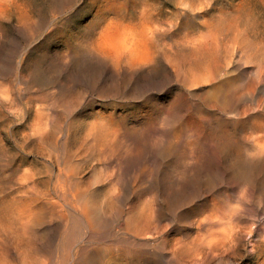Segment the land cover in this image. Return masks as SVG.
I'll return each mask as SVG.
<instances>
[{
	"label": "rangeland",
	"instance_id": "1",
	"mask_svg": "<svg viewBox=\"0 0 264 264\" xmlns=\"http://www.w3.org/2000/svg\"><path fill=\"white\" fill-rule=\"evenodd\" d=\"M110 1L0 0V179H3L0 181V196L14 186L18 176L31 168L30 172H35L39 167L37 176L43 169L45 175L51 173L53 181L54 173L45 167L49 162L48 147L39 150L34 139L26 138L34 132L36 123L45 122L47 116L48 119L55 117L51 122L56 132L62 129L64 135L70 130L80 137L86 133L87 126L100 123L103 116H112L116 121L123 116L140 120L142 116L153 118L156 114L158 123L167 122L159 124L161 129L178 135L177 164L182 177L222 178L226 180V209L244 208L242 201L251 197L255 208L264 210V183H261L264 180V0ZM145 17L147 20L150 17L153 24L149 20L147 23ZM161 43H165L164 48ZM151 48L157 52L153 53ZM93 52L104 56L101 58ZM105 56L113 63L109 64ZM141 57L151 60L144 63ZM152 60L156 61L153 63ZM193 72L198 75L191 76ZM203 72L207 74L203 75ZM198 77L202 81L206 79L203 83L207 84L204 85ZM191 78L194 81H190ZM197 82L202 83L201 86ZM145 119L135 125L148 127L152 124V120ZM92 127H88L87 133L97 132V128ZM167 143L164 144V177L170 176L173 166L172 148ZM30 147L34 151L31 152ZM80 150L82 153L83 149ZM92 151L91 156L80 160L83 169L84 164L89 163L90 167L93 163V173L114 182L110 176L116 170L115 160H108L104 169L97 162L96 152L93 151V155ZM192 155L198 159L193 160ZM86 173L85 170V177L91 174ZM130 176L135 180L136 173ZM240 179L251 182L252 187L245 189ZM236 184L237 189L228 188ZM185 185L183 189L188 187ZM240 185L245 190L239 188ZM113 187L127 202L132 200L133 191L128 193L130 190H123L117 184ZM109 188L102 187V195ZM136 189L134 197L141 194L139 187ZM258 197L259 201L256 200ZM64 213L77 218L66 207ZM257 218L259 228L256 234L264 236L261 235L264 233V217ZM118 225L116 229H122V224ZM101 229L102 224L99 231ZM97 241L104 246L107 239L100 236ZM247 241L245 247L249 250ZM252 261L243 253L239 263L250 264Z\"/></svg>",
	"mask_w": 264,
	"mask_h": 264
},
{
	"label": "bare ground",
	"instance_id": "2",
	"mask_svg": "<svg viewBox=\"0 0 264 264\" xmlns=\"http://www.w3.org/2000/svg\"><path fill=\"white\" fill-rule=\"evenodd\" d=\"M180 3L182 4V1ZM142 6L144 7V5ZM114 15H117V13ZM144 15L147 14L145 13ZM145 18L147 22L150 17H148V20L147 17ZM112 19L114 18L112 17ZM151 20L149 21L151 22ZM143 24L145 25V23ZM165 25L167 28V24ZM165 25L163 26L165 27ZM154 27H156L155 24ZM160 28L162 30L161 26ZM154 30L152 31L155 32ZM159 32L161 33L162 31ZM147 36H144L145 39H147ZM152 36H150L151 39ZM159 41L160 39L157 42ZM145 43L147 44V42ZM164 44L161 45L162 48H164ZM109 48L112 49L111 47ZM114 50L117 51L116 48ZM124 50L126 51V49ZM106 51L104 50V52ZM155 51L153 50V53ZM128 52L130 53L129 49ZM170 52L173 53V50ZM93 54H96V52H93ZM106 54L108 55L109 53ZM96 55L100 54L97 53ZM149 56L151 55L149 54ZM143 57L145 56L143 55ZM105 59L107 60L106 56ZM146 59L149 60L148 58ZM147 60H144V63ZM108 62L109 64L113 63L111 59ZM135 64L138 66L137 63ZM129 65L131 66V64ZM139 65L145 66L144 64ZM128 67L127 65L126 68ZM214 67H216V64ZM154 68L156 69V67ZM203 68L205 69V66ZM204 72L202 73L203 75L207 74ZM194 74L196 75L197 73L193 72L191 76ZM214 75L212 74V76ZM196 76L193 78L195 79ZM193 78L189 80L194 81ZM199 79L198 81H202V79ZM197 83L199 84V82ZM154 116L153 118L152 116H142L139 118L140 120L132 118L133 116L130 118L123 116V118L118 117L116 121L112 116H103L100 123L94 122L96 123L94 124L91 122L92 126L94 124V129L97 128L96 133H87L88 127H92L87 126L86 133L80 137L70 133V130L64 135L62 134V129L56 132L57 130L55 131L53 128L55 125L52 126L51 122L55 117L48 119L47 116L45 122L36 123V128H33L34 124L32 123L34 132L28 136L25 134L26 138L34 139L37 142L36 145H39L36 147L39 150L40 148L43 149L44 146L48 147L50 155L48 154L49 162H46V164L49 166L44 163L42 166L45 165L49 172L54 173L53 181H51V173L47 175L42 173L44 169L43 171L42 169L38 170L39 172L42 171L40 172V175H44L42 178L39 177L40 175L37 176L39 173H36L39 167L35 172H30L32 168L31 170L25 169L26 171H24L22 176H18L17 179V176L15 177L16 182L14 181L15 179L12 180L15 182L14 186L12 185L8 192L4 193L5 190L3 191V195L0 196V264H241L239 262L243 258V253L249 260H253L250 264H264V236L256 234L259 228L256 218L260 217L261 219L264 217V210H257L251 197H249L250 199L245 197L246 199L242 201L243 205H245L244 208L229 210L227 207V210L226 180L222 178L205 179L203 178L204 176L190 175L187 178L182 177L178 172L177 164L178 135L176 133L169 134V132L161 129L159 124L163 121V116L160 118L162 121L159 123V120H157L158 116ZM164 116L167 115L164 113ZM32 118L30 119L31 122ZM36 118L34 117V119ZM144 119L153 121L150 124L151 126L148 125L150 128L142 127V124V126L139 124L135 125L136 122ZM60 123L57 125L59 126ZM23 126L25 127V125ZM50 127H52V130ZM69 127L67 128L69 129ZM29 132L27 133L29 134ZM25 135L23 136L25 137ZM22 139L24 140V138ZM61 140L64 141L59 144ZM166 141L171 145L173 158L172 172L169 177H164L163 175L166 154L164 144L167 143ZM151 148H153V151H150ZM29 149L32 152L33 149L31 147ZM80 149H83L82 153H80L82 151ZM91 150L96 152L92 151L93 155L95 153L98 156L99 161H96L104 169L108 165V160H115L116 170L110 176L113 177L114 182L112 179H101L99 177L100 174L93 173V163L90 167L88 166L89 163L84 164L85 169H83V164L80 163V160L92 154L90 153ZM45 151L47 150L45 149ZM113 154L116 156L114 157ZM194 158L196 159L197 156L193 157V160ZM190 161H192V158ZM62 164L63 168L61 167ZM30 167L33 166L30 165ZM85 170L87 173H91L89 177H85ZM133 172L136 173L135 180H131L130 174ZM4 178L6 179V177ZM8 179L10 180V178ZM240 180V184L244 185L245 189H247V186H249V189L252 187L251 182ZM108 182L109 184L111 183V186L108 185ZM1 183L3 185V182ZM261 183H264V180ZM116 184L122 186L123 188L121 189L123 190H130L128 193L133 191L134 195L137 191L136 188L139 187L143 196L139 194L134 197L131 193L133 195L132 200L127 202L123 199V195L120 196L119 193H116L115 188L117 186L113 187ZM184 184L188 186L185 189L182 188ZM237 184L239 185V183ZM237 184L229 185L228 188L237 189ZM242 185L239 188L242 187L241 189H243L244 186ZM107 186L110 188L103 192L105 195H102V187L107 189ZM0 192L2 193V191ZM209 197H212V199H208V201L207 198ZM220 198H225V200H220ZM256 200L259 201V197ZM126 204L128 206H125ZM64 207L76 214L77 218L64 213ZM100 223L103 225V229L100 230L101 233L99 231ZM118 224H122V229H116L119 226ZM261 235H264V233ZM100 236L107 239V242H104V246H101L102 244L97 241ZM247 239V243L250 246L249 250H246L245 247Z\"/></svg>",
	"mask_w": 264,
	"mask_h": 264
}]
</instances>
